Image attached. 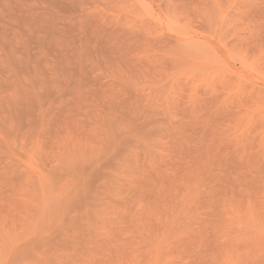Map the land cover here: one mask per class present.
Returning <instances> with one entry per match:
<instances>
[{
	"label": "rangeland",
	"instance_id": "374dc122",
	"mask_svg": "<svg viewBox=\"0 0 264 264\" xmlns=\"http://www.w3.org/2000/svg\"><path fill=\"white\" fill-rule=\"evenodd\" d=\"M0 264H264V0H0Z\"/></svg>",
	"mask_w": 264,
	"mask_h": 264
},
{
	"label": "bare ground",
	"instance_id": "6f19581e",
	"mask_svg": "<svg viewBox=\"0 0 264 264\" xmlns=\"http://www.w3.org/2000/svg\"><path fill=\"white\" fill-rule=\"evenodd\" d=\"M50 205H51V204H50ZM45 209H46V208H45ZM50 212H51V211H50ZM51 216H52V215L50 214V219L52 218ZM47 218H48V217H47ZM45 219H46V218H45ZM47 220H48V219H47ZM47 220H46V221H47ZM51 222H52V221H51Z\"/></svg>",
	"mask_w": 264,
	"mask_h": 264
}]
</instances>
